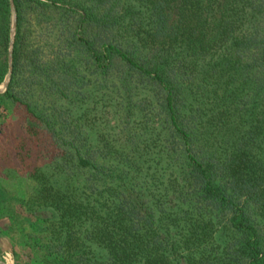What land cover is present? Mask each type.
I'll list each match as a JSON object with an SVG mask.
<instances>
[{
	"label": "trees",
	"instance_id": "obj_1",
	"mask_svg": "<svg viewBox=\"0 0 264 264\" xmlns=\"http://www.w3.org/2000/svg\"><path fill=\"white\" fill-rule=\"evenodd\" d=\"M10 4L0 101L23 107L18 148L39 160L26 213L0 185L8 250L264 264V0H0V81Z\"/></svg>",
	"mask_w": 264,
	"mask_h": 264
},
{
	"label": "rangeland",
	"instance_id": "obj_2",
	"mask_svg": "<svg viewBox=\"0 0 264 264\" xmlns=\"http://www.w3.org/2000/svg\"><path fill=\"white\" fill-rule=\"evenodd\" d=\"M9 19V38L6 48V70L3 74L2 80L0 81V93L6 89L8 79L5 87L2 86V83L6 80V74H8L9 78L10 72L12 41L14 34V23L12 24V21L14 19V10L12 4H10ZM35 84H37V81H35ZM30 88H28L30 89L28 90L29 93H31V90L35 91L34 93L30 94L33 98L37 99L38 94H43L39 89L38 91L33 89L37 87ZM25 117L26 113L21 105H10L5 101H0V185L7 187V189L12 194L11 197L15 199L14 201H11L10 204H6V208L15 209L17 212L22 213H26V211L24 209V206L19 204L18 200L31 193L33 188L35 187V184L31 183L29 180L25 179L22 176L23 174H26L25 170H27V168H30V165H28L27 167L25 166V160H39L33 159V156L31 155L25 156V153L23 151L24 148H18V144L20 142L23 143L24 141H26L31 144V141L28 140L23 132L24 129L22 125L24 123ZM19 160L24 161L22 162ZM7 168H12V170L17 171L16 178H11L7 175L4 176V171ZM5 223H7V219L1 217L0 212V255L2 254V244L5 243L7 245L6 240H2L4 238L2 229ZM12 248L13 251L8 252V257H6L5 259H1L0 257V264H34V262H32V260H30V258L28 257L27 251L23 247L18 246L16 243H14V247Z\"/></svg>",
	"mask_w": 264,
	"mask_h": 264
},
{
	"label": "crops",
	"instance_id": "obj_3",
	"mask_svg": "<svg viewBox=\"0 0 264 264\" xmlns=\"http://www.w3.org/2000/svg\"><path fill=\"white\" fill-rule=\"evenodd\" d=\"M1 255H0V257H1V259H5L6 257H8V252H9V250H8V247H7V245L4 243V244H2V246H1Z\"/></svg>",
	"mask_w": 264,
	"mask_h": 264
},
{
	"label": "water",
	"instance_id": "obj_4",
	"mask_svg": "<svg viewBox=\"0 0 264 264\" xmlns=\"http://www.w3.org/2000/svg\"><path fill=\"white\" fill-rule=\"evenodd\" d=\"M14 23V19H13V21H12V24ZM9 55H10V53H9ZM9 70V69H8ZM7 79H8V74H6V80H5V82H3L2 83V86L3 87H5V85H6V82H7Z\"/></svg>",
	"mask_w": 264,
	"mask_h": 264
}]
</instances>
